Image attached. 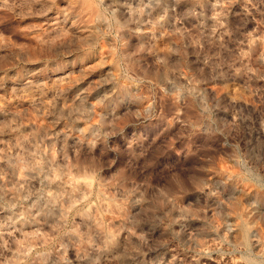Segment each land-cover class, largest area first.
I'll return each mask as SVG.
<instances>
[{
    "label": "rangeland",
    "instance_id": "1",
    "mask_svg": "<svg viewBox=\"0 0 264 264\" xmlns=\"http://www.w3.org/2000/svg\"><path fill=\"white\" fill-rule=\"evenodd\" d=\"M0 264H264V0H0Z\"/></svg>",
    "mask_w": 264,
    "mask_h": 264
},
{
    "label": "bare ground",
    "instance_id": "2",
    "mask_svg": "<svg viewBox=\"0 0 264 264\" xmlns=\"http://www.w3.org/2000/svg\"><path fill=\"white\" fill-rule=\"evenodd\" d=\"M89 33H90V31H89V29H87L83 38L86 39V38L88 37ZM66 108H67V107H66ZM68 108H70V107L68 106ZM68 108H67V109H68Z\"/></svg>",
    "mask_w": 264,
    "mask_h": 264
}]
</instances>
